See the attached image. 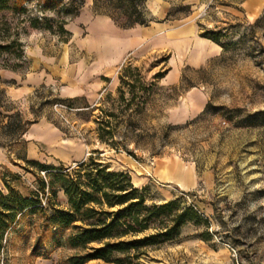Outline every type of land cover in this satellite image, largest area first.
<instances>
[{
    "label": "rangeland",
    "instance_id": "374dc122",
    "mask_svg": "<svg viewBox=\"0 0 264 264\" xmlns=\"http://www.w3.org/2000/svg\"><path fill=\"white\" fill-rule=\"evenodd\" d=\"M50 1L0 12L26 57L17 70L0 68V189L8 194L6 182L42 200L18 213L0 264H70L98 246L71 247L72 226L48 220L54 205L69 207L53 175L90 155L129 172L149 204L181 197L212 221H188L173 241L141 248L123 264H264V0H147L151 21L129 28L95 0ZM65 5L73 14L63 13ZM57 16L68 41L46 27ZM31 18L39 28L26 29ZM207 31L221 32L227 47ZM128 65L154 88L142 109L134 106L140 112L118 125L115 149L100 141L97 119L103 110H124L120 73ZM47 123L58 136L28 140Z\"/></svg>",
    "mask_w": 264,
    "mask_h": 264
},
{
    "label": "trees",
    "instance_id": "16d2710c",
    "mask_svg": "<svg viewBox=\"0 0 264 264\" xmlns=\"http://www.w3.org/2000/svg\"><path fill=\"white\" fill-rule=\"evenodd\" d=\"M25 1L0 0V12L7 9L24 10ZM146 1L95 0V4L101 3L103 7L113 8L105 10V14H108L118 26L129 28L151 21L144 8ZM60 2L61 0L50 1L54 5ZM77 9L79 10V7ZM62 10L65 14H73V10L68 9L67 5ZM62 18L60 16L46 18L45 24L51 32L66 35L64 41H68L67 37L71 33L65 28L66 21ZM25 24L26 29L27 26L39 28L41 22L39 18H31L26 20ZM10 29V22L1 23L0 68L17 70L26 62V57L19 34L12 36ZM206 36L222 47H227V43L221 41V32L207 31ZM3 52L11 58L2 61ZM137 70L138 68L128 65L123 67L120 73L119 91L121 98L126 102L124 110L121 113L115 112L114 109L105 110V113L103 110V114L97 119L100 141L115 149L120 148V142L115 140L118 125L130 121L134 112H140L134 111V106L142 109L154 88L153 83L147 85L140 73H135ZM157 76L161 78L164 75L158 73ZM126 93L131 94V97L126 98ZM14 115L20 116L19 113ZM31 162L47 169L52 168L38 160ZM61 171V174L53 176L61 181L69 207L60 208L54 205L53 213L48 220L58 226H72L68 243L73 248L86 249L91 243L98 244L84 254L71 257L70 264H85L92 259L130 263L133 257H138L141 248L173 241L180 235L181 228L188 221L212 222L209 216L206 220L203 219V211L196 205L182 204L181 197L171 198L164 203L149 204L146 200V188L136 186L129 172L111 170L108 164L101 162L95 155L79 161L76 166H65ZM54 184V180H50L47 185L50 188ZM44 185L46 184L43 183ZM5 186L8 194L0 189V254L4 248L5 235L18 213L33 206H42V200L38 195L26 197L6 182ZM132 250L137 252L133 254Z\"/></svg>",
    "mask_w": 264,
    "mask_h": 264
},
{
    "label": "crops",
    "instance_id": "0c3cea01",
    "mask_svg": "<svg viewBox=\"0 0 264 264\" xmlns=\"http://www.w3.org/2000/svg\"><path fill=\"white\" fill-rule=\"evenodd\" d=\"M77 94H80V92L77 93ZM37 131H38V133L36 135H31L32 134V131L29 132V135L30 136H29L28 140H35V139L46 140V139H48L50 137L49 134H48L50 132L52 134H54V136H58L57 133H56V131H54L52 129V127L48 123L46 125L40 126V128H37ZM26 136H28V133H27ZM30 150L31 149L29 148V151Z\"/></svg>",
    "mask_w": 264,
    "mask_h": 264
}]
</instances>
